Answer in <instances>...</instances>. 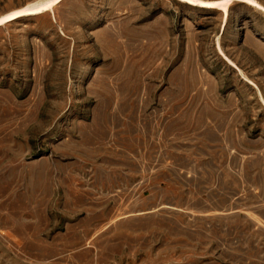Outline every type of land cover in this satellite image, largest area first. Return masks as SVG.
I'll return each instance as SVG.
<instances>
[{
  "label": "rangeland",
  "instance_id": "1",
  "mask_svg": "<svg viewBox=\"0 0 264 264\" xmlns=\"http://www.w3.org/2000/svg\"><path fill=\"white\" fill-rule=\"evenodd\" d=\"M54 1L0 0V264H264V0Z\"/></svg>",
  "mask_w": 264,
  "mask_h": 264
},
{
  "label": "bare ground",
  "instance_id": "2",
  "mask_svg": "<svg viewBox=\"0 0 264 264\" xmlns=\"http://www.w3.org/2000/svg\"><path fill=\"white\" fill-rule=\"evenodd\" d=\"M60 0H55L53 3L49 4V6L51 5H54L56 4L57 2H59ZM191 4H199L200 6H203V7H212V8H218L222 6L223 2L224 1H217V2H197V1H194V0H185ZM249 4L252 5V6H255L257 8H261V5L256 2V1H253V0H249ZM40 12V11H38ZM34 12L33 11H21V12H16V13H12L10 15H7L6 17H4V20H7V21H10V20H14L20 16H23V15H27V14H33Z\"/></svg>",
  "mask_w": 264,
  "mask_h": 264
}]
</instances>
